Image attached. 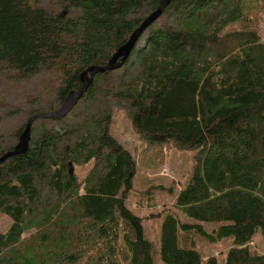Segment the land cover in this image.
Here are the masks:
<instances>
[{"label":"trees","instance_id":"trees-1","mask_svg":"<svg viewBox=\"0 0 264 264\" xmlns=\"http://www.w3.org/2000/svg\"><path fill=\"white\" fill-rule=\"evenodd\" d=\"M159 1L0 0V76L23 84L45 74L55 86L44 107L30 105L37 95L27 91L25 105L6 116L12 127L0 129V155L31 113L57 108L81 72L106 63ZM252 4L264 0H169L120 66L127 78L114 84L112 70L95 73L76 102L92 99L81 120L68 129L53 126L63 116L32 122L26 149L0 162V211L12 219L0 232V264H153L143 217L125 203L136 162L109 132L110 98L128 107L143 147L173 142L197 153L173 198L177 210L163 214L161 260L264 264L249 245L256 230L264 235V41L256 27L227 29L252 23L244 15ZM89 160L81 182L73 165ZM181 212L219 222L212 231L232 241L222 262L180 236L212 233Z\"/></svg>","mask_w":264,"mask_h":264},{"label":"rangeland","instance_id":"rangeland-1","mask_svg":"<svg viewBox=\"0 0 264 264\" xmlns=\"http://www.w3.org/2000/svg\"><path fill=\"white\" fill-rule=\"evenodd\" d=\"M264 5L256 6L251 5V9L244 12V15L251 16L253 20L249 25L242 21L233 23L227 29H237L243 27H256L260 34L261 40L264 41ZM144 34L140 36L137 41V46L143 44ZM120 67V66H119ZM129 70L124 67L115 68L112 70L114 84L119 79H125L129 76ZM50 79L45 75H37L24 80L23 84L10 82L7 78L0 76V129L8 130L12 127L9 119L6 117L11 113L16 105H25L27 101V91H33L37 96V100L29 102L30 105L37 104L43 106L47 104L48 99L52 96L53 86L49 84ZM54 85V82H52ZM47 91V89H49ZM88 99L75 104L74 107L68 111L61 119L53 121L55 128L63 126L65 129L70 128L77 121L81 120L85 111L90 105ZM110 100L111 106V121L109 124V132L115 135L130 151L136 162V169L132 179V189L127 192L125 203L135 213L143 217L142 225L144 228L145 236L152 242V257L153 264H166L164 263L159 254L160 244V226L163 214L167 208L176 207L172 205L175 193L187 180L190 172L195 163V149L179 148L173 142H168L166 146H150L145 138L137 132L131 122L128 107L113 99ZM57 102L55 103V105ZM167 148V149H166ZM141 154V158H139ZM93 164V160L84 163H74V172L82 182L86 173L89 171ZM83 186L80 188L79 193L83 191ZM66 202L72 201L73 195L71 192L66 196ZM171 205V207H170ZM161 209V210H160ZM160 210V211H159ZM42 212L38 208L37 213L33 216L39 220ZM180 217L184 221L199 223L202 228L207 231H212L218 225V221H203L195 218L186 217L181 212ZM12 219L11 217L0 211V232L5 231ZM194 230V231H193ZM192 235L195 237V245L205 258L214 255L222 262L225 259V253L232 244L230 236L218 237L215 231L210 235L202 234L195 228H189L184 231L180 230V236L186 238ZM249 245L264 253V235L258 229L253 234L252 241Z\"/></svg>","mask_w":264,"mask_h":264},{"label":"water","instance_id":"water-1","mask_svg":"<svg viewBox=\"0 0 264 264\" xmlns=\"http://www.w3.org/2000/svg\"><path fill=\"white\" fill-rule=\"evenodd\" d=\"M168 1L169 0H160L157 7L142 19V21L132 30L128 39L117 48V50L112 54V56L106 63L102 65L93 64L86 67L80 74V86L78 88L71 89L63 98L57 108L53 110H41L31 113L26 119L25 127L19 136V141L13 147L5 150L0 155V162L9 156L23 152L26 149L30 136L31 124L36 118H58L64 116L68 111H70L74 107L77 100L86 91L95 73L105 70H113L121 66L124 60L129 56V54L136 46L138 39L146 30V28L160 16L163 8L165 7Z\"/></svg>","mask_w":264,"mask_h":264}]
</instances>
